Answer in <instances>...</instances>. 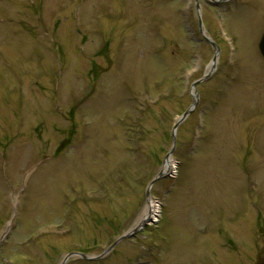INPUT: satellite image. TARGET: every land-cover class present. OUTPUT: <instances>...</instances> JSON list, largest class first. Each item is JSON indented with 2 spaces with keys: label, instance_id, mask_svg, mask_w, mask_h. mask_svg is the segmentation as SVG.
<instances>
[{
  "label": "rangeland",
  "instance_id": "obj_1",
  "mask_svg": "<svg viewBox=\"0 0 264 264\" xmlns=\"http://www.w3.org/2000/svg\"><path fill=\"white\" fill-rule=\"evenodd\" d=\"M196 2L0 0V264L264 263V0Z\"/></svg>",
  "mask_w": 264,
  "mask_h": 264
},
{
  "label": "water",
  "instance_id": "obj_2",
  "mask_svg": "<svg viewBox=\"0 0 264 264\" xmlns=\"http://www.w3.org/2000/svg\"><path fill=\"white\" fill-rule=\"evenodd\" d=\"M214 2L217 1H221V0H212ZM197 5V4H196ZM198 7V5H197ZM205 39L211 43V45L213 47H215V53L212 59V65L214 66L215 60H216V56L217 53L219 51V48L215 45V43H213V41H211L208 37H205ZM258 49L261 53V55L264 57V31L262 32L259 42H258ZM209 75V73L203 75V77L201 79H198L196 81H194L191 85V95L193 97V103L179 116V118L177 119V121L174 123L172 130H171V137H172V147L171 149L166 153V155L164 156L163 159V165L162 168L159 170V172L157 173V175L155 177H153V179L149 182V184L146 187V191H145V196L146 199L149 198V191H150V187L153 185L154 182H156L158 179L165 177L167 175V171H168V164L169 163V158L172 155V152L174 150V145H175V130L178 126V124L185 119V117L193 110V108L195 107L196 103H197V91L195 89V86L198 82H200L201 80H203L204 78H206ZM150 219L149 217L145 216L143 219L139 220L138 222H136L132 227H130L127 231H125L124 233H122L102 254L100 255H87L85 253L82 252H77V251H72L67 253L64 258H63V262L70 256L73 255H78L80 257H82L83 259H87V260H92V259H96L99 258L101 256H103L107 251H109L117 242H119L122 239H125L127 237H130L132 235H134L137 230L141 229L143 227V225H145L147 222H149Z\"/></svg>",
  "mask_w": 264,
  "mask_h": 264
},
{
  "label": "bare ground",
  "instance_id": "obj_3",
  "mask_svg": "<svg viewBox=\"0 0 264 264\" xmlns=\"http://www.w3.org/2000/svg\"><path fill=\"white\" fill-rule=\"evenodd\" d=\"M172 163V162H171ZM168 164V170H172L173 166L172 164ZM158 210L151 204L150 201L147 202V206L144 208L143 213L139 220L143 219L145 216L149 217V219L155 218L157 216ZM157 218V217H156Z\"/></svg>",
  "mask_w": 264,
  "mask_h": 264
}]
</instances>
